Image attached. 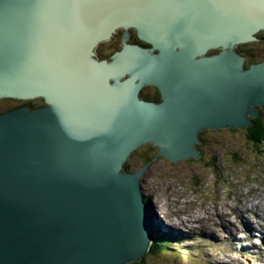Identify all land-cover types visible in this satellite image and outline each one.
Masks as SVG:
<instances>
[{"label": "water", "instance_id": "1", "mask_svg": "<svg viewBox=\"0 0 264 264\" xmlns=\"http://www.w3.org/2000/svg\"><path fill=\"white\" fill-rule=\"evenodd\" d=\"M263 31L264 0H0V99L25 102L0 113V264L140 262L148 223L167 241L140 191L148 166L125 165L145 144L198 160L203 130L251 127L264 62L247 70L235 48ZM149 85L160 103L140 99Z\"/></svg>", "mask_w": 264, "mask_h": 264}, {"label": "rangeland", "instance_id": "2", "mask_svg": "<svg viewBox=\"0 0 264 264\" xmlns=\"http://www.w3.org/2000/svg\"><path fill=\"white\" fill-rule=\"evenodd\" d=\"M260 35L259 39H264V32ZM105 44L112 45V42ZM242 46L251 51L246 56L253 60L263 59L264 42ZM97 53L104 55L100 47ZM19 104L22 102L0 99V113L10 105ZM259 109L261 118H257L264 124V106ZM251 127L203 130L200 136L202 156L199 155L202 158L198 160L191 158L174 164L159 156L160 148L148 144L131 155L127 162L131 167L129 173L148 166L141 178L145 195H150V216L159 228L165 224L161 218L170 217V221H166L180 226L184 234H189V241L173 245L174 249L169 252L155 250L153 254L150 250L140 262L128 264H264L263 257L246 252L245 246L238 243L243 235H254L258 238L253 242L254 247L261 244L260 253L264 254V233L249 231L245 223L250 217L252 224L264 232V220L258 222L257 215L248 210L255 202H261L259 197L264 193V145L254 143ZM144 158L150 161L144 163ZM246 195L242 204L239 199ZM234 247L238 251L232 249Z\"/></svg>", "mask_w": 264, "mask_h": 264}, {"label": "flooded vegetation", "instance_id": "3", "mask_svg": "<svg viewBox=\"0 0 264 264\" xmlns=\"http://www.w3.org/2000/svg\"><path fill=\"white\" fill-rule=\"evenodd\" d=\"M131 38L128 42V44L131 45H138L141 46L143 48H149L151 47L150 45H148L147 43L140 41L137 33L135 30L131 29L128 31ZM123 33H125V30H120L111 41L105 42V43H109L112 42V45H106L105 43H102L99 47L102 50L104 55L99 56L97 53V58L99 60H111V56L116 53L117 51H120L122 49V44H123ZM262 41L264 42V39H262ZM105 44V45H103ZM104 47H103V46ZM99 47L97 48V50L99 49ZM96 50V52H97ZM108 51V52H107ZM154 53H157L154 52ZM140 99L144 100V101H148V102H153V103H160L162 101V95L160 93V91L158 90L157 87L153 86V85H149V86H145L141 92H140Z\"/></svg>", "mask_w": 264, "mask_h": 264}, {"label": "trees", "instance_id": "4", "mask_svg": "<svg viewBox=\"0 0 264 264\" xmlns=\"http://www.w3.org/2000/svg\"><path fill=\"white\" fill-rule=\"evenodd\" d=\"M261 36V35H260ZM246 49L244 46H241L238 48V52H241L242 54L244 55H247L248 54V51L247 54H246ZM249 58V60H247L246 62V68L249 67L251 64L257 62L256 60L252 61V58H250L249 56H246ZM9 101H16V100H10ZM42 102V100H39ZM14 106V105H10L7 109L10 110V108ZM260 111V109H259ZM261 118V115L259 116ZM260 118L259 119H254V124L252 125V127L249 129V131H252V137H253V141L254 143H256L257 145L259 144H262L264 145V124L260 123ZM201 136V135H200ZM152 146V145H150ZM200 147H198L199 149ZM150 158H144V163H148L150 160ZM211 165V164H210ZM209 165V166H210ZM125 169L127 171H130L131 167L126 164L125 166ZM145 201L148 202L149 201V197L148 196H145ZM156 241H155V244L153 246V249L151 251H153L152 253L154 254L155 250L157 251H162V250H169V247H171V239L167 237V241L164 240V237H162L161 235L159 237H155ZM174 240H172L173 242Z\"/></svg>", "mask_w": 264, "mask_h": 264}, {"label": "bare ground", "instance_id": "5", "mask_svg": "<svg viewBox=\"0 0 264 264\" xmlns=\"http://www.w3.org/2000/svg\"><path fill=\"white\" fill-rule=\"evenodd\" d=\"M221 50V49H220ZM220 50H216L215 52H214V54L215 53H219V51ZM235 51L237 52V53H239L241 56H243V57H245V58H248V57H246V55H244V54H242L241 52H238V47H236L235 48ZM226 52L228 53V54H230V51L229 50H226ZM246 62H247V60H246ZM246 62H245V68H246ZM199 143L200 144H198L197 143V151L199 152V155L200 156H202V153H201V150H200V148L198 149V147H200V145H201V137L199 136ZM200 158H202V157H200ZM240 184V183H239ZM249 187V186H248ZM140 191H141V193H142V196L144 195V188L143 187H141V189H140ZM233 193V192H232ZM239 194V193H238ZM259 195V194H258ZM244 197V196H243ZM260 199V203H258V202H255L252 206H251V208H249L248 210L249 211H251L252 213H254V214H256L257 215V217L258 218H260L261 220L263 219L264 220V203H262V202H264V193H262V194H260V197H259ZM247 199V195L245 196V198H242V199H239V201L243 204L244 203V201ZM256 200V199H255ZM248 202L249 203H251V201L250 200H248ZM239 204V203H238ZM154 205V204H153ZM201 205V204H200ZM196 206V205H195ZM199 206V205H198ZM225 207V206H224ZM181 208V207H180ZM219 210V209H218ZM184 213V212H183ZM212 214V213H211ZM222 214V213H221ZM227 214V213H226ZM243 216H246V214L245 213H243L242 214ZM223 216V215H222ZM228 217H230L229 215H228ZM209 220V219H208ZM202 222V221H201ZM205 222H207V221H205ZM209 222V221H208ZM231 223V222H230ZM245 223H246V226L249 228V230H251V231H258V232H261V233H264L261 229H259V228H256L255 226H254V224H252V221L250 220V217L248 218V219H246L245 220ZM205 224V223H204ZM185 225H187V223H185ZM207 225V224H206ZM206 225H205V227H206ZM183 226V225H182ZM204 226V225H203ZM234 225H232V227H233ZM178 227V226H177ZM183 228V227H182ZM160 229V228H159ZM161 230V229H160ZM162 231V230H161ZM163 233H165L166 234V232H164V231H162ZM178 245L177 244V240L175 239L174 241H173V245ZM232 249H234V250H236V251H238V249L236 248V247H234V248H232ZM236 251H233V252H235L236 254H240L241 255V253H239V252H236ZM196 261V260H195Z\"/></svg>", "mask_w": 264, "mask_h": 264}, {"label": "clouds", "instance_id": "6", "mask_svg": "<svg viewBox=\"0 0 264 264\" xmlns=\"http://www.w3.org/2000/svg\"><path fill=\"white\" fill-rule=\"evenodd\" d=\"M263 32H264V31H263ZM258 42H259V41H258ZM260 42H263V41H260ZM249 44H250V43H249ZM244 45H246V44H244ZM117 52H118V51H117ZM248 52H249V51H248ZM246 54H247V52H246ZM97 59H98V58H97ZM98 60H99V59H98ZM99 61H101V60H99ZM252 65H253V64H251V65L248 67V69H250ZM248 69H247V70H248ZM6 100H9V99H6ZM10 100H11V99H10ZM39 100H42V102L39 101ZM39 100H35V101H37V102H35V101H31V102H32L33 105H38V106H39V105H42V106H44V105H45L44 100H43V99H39ZM23 103H25V102L22 101V104H23ZM12 108H16V106L11 107L10 110H12ZM259 108H260V107H259ZM10 110L7 109V110H5V111H10ZM5 111H2L1 113L5 112ZM259 115H260V111H259ZM254 119H255V117L251 119V121H252L253 123H254V121H253ZM257 119H258V118H257ZM247 129H248V128H247ZM200 135H201V133H200ZM149 145H152V144H149ZM152 146H153V145H152ZM126 164H127V163H126ZM125 166H126V165H125ZM125 170H126V169H125ZM126 171H127V170H126ZM127 172L129 173V171H127ZM138 172H139V171H138ZM132 174H133V173H132ZM141 185H142V178H141ZM142 187H143V185H142ZM144 202H145V196H144ZM150 204H151V201L149 200V202H147L148 208H150V206H151Z\"/></svg>", "mask_w": 264, "mask_h": 264}]
</instances>
